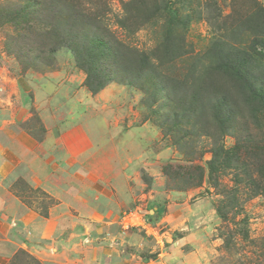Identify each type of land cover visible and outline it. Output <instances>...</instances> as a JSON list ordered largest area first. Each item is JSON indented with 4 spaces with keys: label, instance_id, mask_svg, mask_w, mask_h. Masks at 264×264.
Instances as JSON below:
<instances>
[{
    "label": "rangeland",
    "instance_id": "obj_1",
    "mask_svg": "<svg viewBox=\"0 0 264 264\" xmlns=\"http://www.w3.org/2000/svg\"><path fill=\"white\" fill-rule=\"evenodd\" d=\"M247 77L264 0H0V264H264Z\"/></svg>",
    "mask_w": 264,
    "mask_h": 264
},
{
    "label": "trees",
    "instance_id": "obj_2",
    "mask_svg": "<svg viewBox=\"0 0 264 264\" xmlns=\"http://www.w3.org/2000/svg\"><path fill=\"white\" fill-rule=\"evenodd\" d=\"M245 61V60H244ZM242 63V62H239V64ZM246 63V62H245ZM244 64H242L243 66ZM242 72V68L241 67H238V66H235V73L238 75L239 73ZM111 80H113V77L111 76ZM247 80L249 82H251V79L249 77H247ZM256 82L252 80L251 82V90H252V94H253V97L254 98H257V97H260L261 99L264 98L263 97V93H264V88H259L258 85L255 84ZM256 85V86H255ZM255 90V92H254Z\"/></svg>",
    "mask_w": 264,
    "mask_h": 264
},
{
    "label": "crops",
    "instance_id": "obj_3",
    "mask_svg": "<svg viewBox=\"0 0 264 264\" xmlns=\"http://www.w3.org/2000/svg\"><path fill=\"white\" fill-rule=\"evenodd\" d=\"M25 138H26V141H27L28 143L33 144V142H32L33 140L31 139V137H28V136H27V137H25ZM7 167H8V166H7ZM7 167H3V166H2V169H4V170H2V169L0 168V169L2 170V174L5 173ZM1 170H0V174H1ZM11 171H12V170H11ZM11 171H9V173H10ZM7 173H8V172H7ZM7 173H6V174H7ZM3 196L6 197L5 193H3L2 189H1V190H0V202H1L2 204H4V202H5V201L2 199ZM12 199H13V198H12ZM14 200H15V199H14ZM14 200H13V201H14ZM15 201H16V200H15ZM15 201H14V202H15ZM16 202H17V201H16ZM11 204H12V201H8L7 203H5L4 207L6 208V210L9 209V207L11 206Z\"/></svg>",
    "mask_w": 264,
    "mask_h": 264
}]
</instances>
